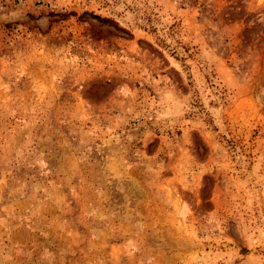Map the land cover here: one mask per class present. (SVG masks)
I'll return each instance as SVG.
<instances>
[{
    "label": "rangeland",
    "instance_id": "1",
    "mask_svg": "<svg viewBox=\"0 0 264 264\" xmlns=\"http://www.w3.org/2000/svg\"><path fill=\"white\" fill-rule=\"evenodd\" d=\"M0 264H264V0H0Z\"/></svg>",
    "mask_w": 264,
    "mask_h": 264
},
{
    "label": "trees",
    "instance_id": "2",
    "mask_svg": "<svg viewBox=\"0 0 264 264\" xmlns=\"http://www.w3.org/2000/svg\"><path fill=\"white\" fill-rule=\"evenodd\" d=\"M97 20L99 21H102V22H105L106 20L105 19H101V18H98V17H95Z\"/></svg>",
    "mask_w": 264,
    "mask_h": 264
}]
</instances>
